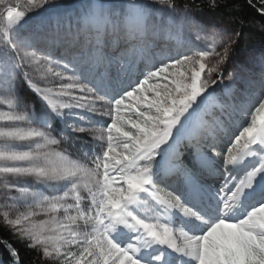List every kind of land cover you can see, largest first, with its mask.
Wrapping results in <instances>:
<instances>
[{"label":"snow or ice","instance_id":"snow-or-ice-1","mask_svg":"<svg viewBox=\"0 0 264 264\" xmlns=\"http://www.w3.org/2000/svg\"><path fill=\"white\" fill-rule=\"evenodd\" d=\"M50 2L0 0V105L7 108L0 110V177L14 178L4 184L3 225L44 264H264V86L232 108L243 122L232 112L225 120L218 101L205 111L218 82L211 74L223 82L221 66L240 34L213 32L211 49L161 53L153 63V6H167L178 24L188 20L187 6L91 0L74 21L28 30L29 13ZM81 36L86 49L77 46ZM121 38L133 56L113 60L106 41ZM234 77L238 71L227 72L228 81ZM21 83L45 103L47 120L29 109ZM92 116L107 121L96 125ZM68 117L75 118L70 131L94 144L77 159L53 148L64 139L53 137L55 124ZM0 244L22 264L17 249Z\"/></svg>","mask_w":264,"mask_h":264},{"label":"rangeland","instance_id":"rangeland-1","mask_svg":"<svg viewBox=\"0 0 264 264\" xmlns=\"http://www.w3.org/2000/svg\"><path fill=\"white\" fill-rule=\"evenodd\" d=\"M90 2L91 0H51L50 4L43 10L29 13L28 22L32 21L34 24L37 23V25H39L38 29H54L60 21L65 24L69 20L74 21L78 15L82 14L85 9L88 8ZM103 2L110 7L119 8L126 3V0H103ZM177 9L179 10L181 8L177 7ZM153 14L157 28L155 35L151 36L156 40L158 39V45L161 47V50L158 52L151 50L152 53H155L153 63H158L163 58L161 53H163L164 56L178 57L182 54H192L194 50L211 49L213 47L211 40L213 32L219 34V32L222 31L229 35L237 33L221 21H214L209 18L197 20L193 17V13L190 11L188 20L179 24L177 21H173L172 14L167 9V6L154 5ZM197 36H199L200 39H197ZM83 37L87 41L88 38L85 36H81L80 38ZM187 39L189 40V43L185 42ZM109 41H112V39H108L106 43ZM119 44L120 47L117 50L115 45ZM119 44H114V47L110 44H106L105 50L107 48L108 50H113L107 55L113 60H119L120 56L131 58L133 52L126 51L123 48L124 46H127L123 38H121ZM82 46L86 49V42ZM167 47H170V49L163 51V49H166ZM216 51L221 52L222 47L216 46ZM262 56H264V46L251 42L247 37L238 39L228 60L221 66L224 76L223 82H220L221 79H218L217 73L211 74V79H215L218 82L213 84L209 89V91L213 92V97L209 99L205 111L208 112L213 110L211 100H214L215 102L218 101L219 104H222L225 107L226 112L224 114V119L228 120L229 117L227 113L232 112L233 107L238 108V106L244 103L249 96L257 93L260 88L264 86V59H261ZM215 59V56L210 58V66L214 64ZM137 67L140 70H143L146 67V63L141 62ZM230 70L238 71L240 78L234 77L232 81H228L226 77L227 72ZM101 71H103V69H101ZM110 72L113 76L116 74L115 66L110 69ZM125 79L126 77L121 73L120 80ZM3 84V82H0V94H3ZM20 91L34 116L39 118L41 122L42 120H47L48 117L45 116L47 109L45 103L39 98V96H37L32 89L24 83H21ZM0 110H7V108L6 106L0 105ZM214 110L218 114L220 113V108H215ZM74 119V117H68L67 123L64 120H59L55 124V131L52 133L53 137L57 139L60 138L61 134L64 136L60 145L53 146L54 150L69 155L71 159H77L82 151L86 149L91 150L94 147L91 136L83 133L78 134L79 136H82L83 141H85L82 145L69 142L68 135L76 134L72 133L69 129V125L73 123ZM90 119L91 123L96 125L103 124L107 121L106 116H92ZM231 120L243 122V118L238 110L232 112ZM78 123L81 126H86L88 121H78ZM229 127L233 131L236 130L235 125L232 123L229 124ZM93 131L96 135H99L100 129L96 128L93 129ZM11 182H14V178L0 177V216L8 210L4 206L5 194L7 193L4 184ZM36 187L42 190L45 194L56 191V189H50L45 185H36ZM12 195L19 201H23L24 199L19 193L14 192ZM144 211L147 210L145 209ZM43 218L44 217H38L37 219Z\"/></svg>","mask_w":264,"mask_h":264},{"label":"trees","instance_id":"trees-1","mask_svg":"<svg viewBox=\"0 0 264 264\" xmlns=\"http://www.w3.org/2000/svg\"><path fill=\"white\" fill-rule=\"evenodd\" d=\"M175 3L181 9L187 6L188 10L193 13V17L197 20L209 18L214 21H221L239 33V39L247 37L251 42L264 46V11H261L264 8V0H216V3L219 5L217 7H213V0H175ZM38 28L39 25L37 23L34 24L32 21L27 22L28 30L34 31ZM85 42L87 44L84 37L76 41L77 46H81ZM148 42L152 51L158 52L161 50V47L158 45V39L156 40L150 35ZM185 42L189 43V40L187 39ZM106 44L114 47L113 41H109ZM115 46L118 49L120 44ZM123 48L126 50L128 45ZM167 49H170V47L163 49V51ZM105 51L109 54L113 50H108L107 48ZM217 77L221 79L219 73H217ZM3 86L5 87L4 84ZM211 103L214 106L215 101L211 100ZM218 108L216 107V109ZM68 140L77 145H82L85 142L82 136L78 134H69ZM0 241H8L18 250L22 264H44L38 251L30 249L24 241L14 237L12 232L3 225L2 221H0ZM0 264H13L8 249L2 244H0Z\"/></svg>","mask_w":264,"mask_h":264}]
</instances>
